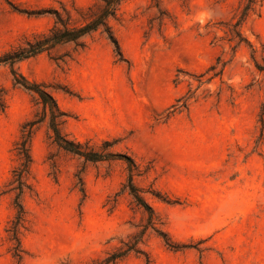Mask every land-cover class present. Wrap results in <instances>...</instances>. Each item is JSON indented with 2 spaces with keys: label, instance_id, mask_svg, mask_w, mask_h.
<instances>
[{
  "label": "rangeland",
  "instance_id": "obj_1",
  "mask_svg": "<svg viewBox=\"0 0 264 264\" xmlns=\"http://www.w3.org/2000/svg\"><path fill=\"white\" fill-rule=\"evenodd\" d=\"M95 0H0V54L45 34L40 10L86 9ZM241 0H126L104 34L20 62L48 87L75 142L129 157L133 184L153 212L137 249L117 264H264V0L228 42ZM0 264L11 257L8 186L22 127L39 108L0 67ZM263 128V129H262ZM20 264H103L144 230L148 214L125 186L124 159L84 162L56 147L45 124L30 144ZM82 179V183L79 179ZM156 219V220H155Z\"/></svg>",
  "mask_w": 264,
  "mask_h": 264
},
{
  "label": "trees",
  "instance_id": "obj_2",
  "mask_svg": "<svg viewBox=\"0 0 264 264\" xmlns=\"http://www.w3.org/2000/svg\"><path fill=\"white\" fill-rule=\"evenodd\" d=\"M126 0H95V4L86 9H76L73 11L78 17L77 22L72 21V16L64 8L61 11L48 9L35 12L36 14H49L53 17V26L45 34L34 36L31 40H26L20 47L0 54V67L9 70L14 87L21 89L32 97L35 105L38 106L39 112L35 115V121L28 122L22 127L19 140L15 143L13 151L18 161L17 167L12 171V179L9 183V193L12 194V206L15 211L13 220L9 228L6 230L8 241L11 243V257L20 264L24 251L21 246V230L26 223V213L22 204V197L26 192H32L29 185L31 176L32 158L30 154V144L34 132L35 125L45 124L49 132V139L52 143L70 155H73L84 162L98 163L104 161H112L116 159H124L128 163L127 189L134 203L142 208L148 214L147 225L142 232L133 237L131 243L125 245L123 251L112 254L103 264H117L118 261L125 258L129 253L141 254L137 249L142 236L147 228H151L159 236L163 237L166 245L172 249H176L166 235L154 228L153 212L148 204L140 195V191L133 184L132 169H136L132 160L127 156H118L112 152H107L109 144L104 142L100 151L94 150L88 143L81 144L69 139L62 132V127L68 117L57 105L56 100L48 91V87L29 81L22 76L16 69V66L23 61L35 58L42 54H50L56 48L64 45H72L75 50H81L86 45V39L96 33L104 34L106 39L114 47L115 53L120 58L121 52L118 43L113 35L110 21L116 20L119 7ZM259 0H241V12L239 20L229 25L227 28L228 42L234 43V48L239 47L245 40L239 32L240 24L246 20L250 14H255V8ZM4 92L0 90V112L4 110ZM263 129V128H262ZM82 183V179L78 178ZM156 220V219H155ZM102 264V263H101ZM149 264V261H147Z\"/></svg>",
  "mask_w": 264,
  "mask_h": 264
}]
</instances>
